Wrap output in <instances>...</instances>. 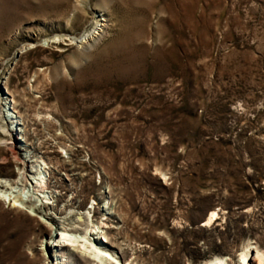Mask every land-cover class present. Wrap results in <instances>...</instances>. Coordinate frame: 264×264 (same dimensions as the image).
Returning <instances> with one entry per match:
<instances>
[{
	"label": "rangeland",
	"instance_id": "1",
	"mask_svg": "<svg viewBox=\"0 0 264 264\" xmlns=\"http://www.w3.org/2000/svg\"><path fill=\"white\" fill-rule=\"evenodd\" d=\"M0 193V264L264 255V0H0Z\"/></svg>",
	"mask_w": 264,
	"mask_h": 264
},
{
	"label": "bare ground",
	"instance_id": "2",
	"mask_svg": "<svg viewBox=\"0 0 264 264\" xmlns=\"http://www.w3.org/2000/svg\"><path fill=\"white\" fill-rule=\"evenodd\" d=\"M95 31H91L88 34H85L84 36L80 37L79 40H75L76 42H83L86 41L87 38H90L91 36H93ZM97 32V31H96ZM12 101V100H11ZM14 112L18 113L16 111V109H14ZM18 116V115H17ZM8 134L11 135V130L8 129ZM7 136V135H6ZM61 146H63L61 144ZM33 170H31L32 172ZM21 179L26 181L28 179H30L28 176H26L24 173L21 174ZM20 179V180H21ZM33 179H36L35 177ZM23 182V181H22ZM35 184L38 185V187L42 188V192L45 189V184L43 182L42 179H37V181H35ZM36 195V193H35ZM0 198L4 199V195L2 193H0ZM34 198V197H33ZM41 202L39 205L38 204H29L28 203V207L30 208L32 215L34 216H42L47 214L46 212L43 211V209L46 207V202H43L42 199L39 198V195H36V199H34L37 203L38 200ZM17 205V204H16ZM214 214H216L215 211H212L210 213L209 219L213 218ZM98 224V227L103 228L106 227V224H103L102 222H98L96 223ZM50 228L53 229V226L50 225ZM58 228V227H57ZM94 228V227H93ZM59 230H61L59 237L54 241H56V243L53 244V246H58L62 248H65L67 246H73V247H77L80 250V253L83 254V256L86 258V260L89 262L90 260L93 261H97L99 264H119L117 262V260L115 259L116 257L110 253L107 250L108 245H104V241H107L104 237L106 232L102 231V236L103 238L101 239L99 236L96 237L95 234L98 233L95 230H87L85 233H83L82 238H77V236L70 234V235H65L64 233L66 232V228L63 226H59ZM108 230V229H107ZM89 233V235L87 236V234ZM64 234V235H63ZM56 237V236H55ZM85 239H84V238ZM99 240V241H98ZM110 247V246H109ZM251 254L249 259L253 258V261L255 260V264H264V255L262 252L258 251V250H253L252 248H248L242 255V262L241 264H249L248 260H247V254ZM252 252H255L254 256L252 254ZM247 260V261H246ZM227 261H225V258L223 257H216L212 260L209 261H205L202 264H227ZM91 264V263H89Z\"/></svg>",
	"mask_w": 264,
	"mask_h": 264
}]
</instances>
